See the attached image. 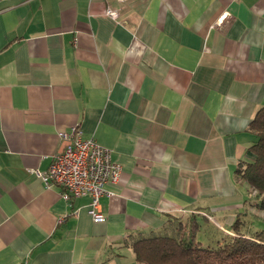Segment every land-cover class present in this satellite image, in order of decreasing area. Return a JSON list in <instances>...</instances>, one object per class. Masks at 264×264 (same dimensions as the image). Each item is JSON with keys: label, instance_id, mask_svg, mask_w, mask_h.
I'll return each instance as SVG.
<instances>
[{"label": "crops", "instance_id": "crops-1", "mask_svg": "<svg viewBox=\"0 0 264 264\" xmlns=\"http://www.w3.org/2000/svg\"><path fill=\"white\" fill-rule=\"evenodd\" d=\"M263 104L264 0H0V264H140L128 237L177 216L211 246L264 227L236 174ZM76 125L122 165L104 221L35 172Z\"/></svg>", "mask_w": 264, "mask_h": 264}, {"label": "trees", "instance_id": "trees-1", "mask_svg": "<svg viewBox=\"0 0 264 264\" xmlns=\"http://www.w3.org/2000/svg\"><path fill=\"white\" fill-rule=\"evenodd\" d=\"M249 130L255 141L236 174L256 192L252 203L264 209V104L250 121ZM240 216L232 225L235 235L223 236L215 246L197 238L200 222L194 215L186 220L173 217L164 231L131 235L126 243L140 264H264V227L244 232Z\"/></svg>", "mask_w": 264, "mask_h": 264}, {"label": "built area", "instance_id": "built-area-1", "mask_svg": "<svg viewBox=\"0 0 264 264\" xmlns=\"http://www.w3.org/2000/svg\"><path fill=\"white\" fill-rule=\"evenodd\" d=\"M124 2L125 0H118ZM107 15L119 18L118 9L108 6ZM64 141L61 149L51 157L46 170L35 172L47 187H59L62 197L68 201L90 196L88 211L95 221H104L101 197L112 196L109 183H119L123 176L122 165L112 157V150L99 143L93 136H85L83 130L73 126L59 133Z\"/></svg>", "mask_w": 264, "mask_h": 264}, {"label": "rangeland", "instance_id": "rangeland-1", "mask_svg": "<svg viewBox=\"0 0 264 264\" xmlns=\"http://www.w3.org/2000/svg\"><path fill=\"white\" fill-rule=\"evenodd\" d=\"M200 214H204V215H206V213H202V212H199ZM198 213V214H199ZM205 226V225H204ZM215 230H214V232H217V229L218 228H214ZM222 230H223V233L225 234V235H235V232L233 231V229H231V230H228V229H224V228H222ZM204 231L205 232H207L208 233V228H206V229H204ZM203 233V232H202ZM198 234V233H197ZM202 235H204V234H202Z\"/></svg>", "mask_w": 264, "mask_h": 264}]
</instances>
